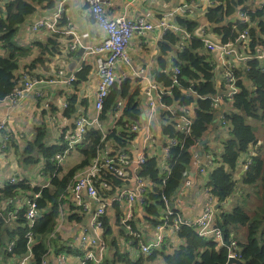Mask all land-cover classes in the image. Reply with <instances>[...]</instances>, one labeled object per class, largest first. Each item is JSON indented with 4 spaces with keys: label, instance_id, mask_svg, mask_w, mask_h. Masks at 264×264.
Returning <instances> with one entry per match:
<instances>
[{
    "label": "trees",
    "instance_id": "obj_1",
    "mask_svg": "<svg viewBox=\"0 0 264 264\" xmlns=\"http://www.w3.org/2000/svg\"><path fill=\"white\" fill-rule=\"evenodd\" d=\"M61 0H7L4 12L0 13V48L2 57L0 58V102L4 101L10 94L18 88L19 80L16 71L19 68V59L24 50L16 43L18 27L22 25L28 17L36 12L37 5L47 4L51 9ZM191 0H189L190 2ZM199 3V0H195ZM212 5L205 8L204 24L219 40L220 44L234 43L238 49H242L247 55H256V48L264 44V5H257L253 0H209ZM240 12L247 13L249 21L241 22L237 18ZM176 23L184 28L191 36L184 40L182 34L168 32L160 42L162 57L169 52H173L172 65L168 68L164 58L160 64L163 72L155 75V81L161 87L169 88V92L164 94L159 103V115L161 119L160 132L167 139H176L178 145L171 147L169 157L165 160L157 154L147 157L145 164L139 171V176L150 182L147 195L144 199L142 211L146 219L154 226L164 222L163 214L166 206L163 196L170 201L182 188V185L189 177L192 170L193 152L192 149L206 138L211 128L217 129L218 109L214 103L218 88L215 82V66L211 60V55L204 47L202 40L196 35L201 22L195 18L184 14L176 18ZM59 27V24H58ZM248 30L249 38L242 43H236L240 34ZM49 44L58 46L57 39L59 33L52 34ZM176 47V48H175ZM45 54V53H44ZM42 58V57H41ZM44 63V59L34 61L29 68L34 69L39 62ZM180 69L179 83L173 85V70ZM264 64L254 57L249 62L236 67L234 75L237 80L238 93L233 99L223 98L224 108L228 107L222 114L220 125L226 127L229 138L223 142V151L219 158V165L209 171L207 186L209 193L215 197L220 205L216 208L215 225L222 229L225 238L236 240L242 251L245 264H264ZM89 69L84 68L78 75L79 81L85 80ZM30 72H33L30 70ZM31 74V73H30ZM221 91H225V82L222 81ZM195 91L194 96L190 91ZM140 91V90H139ZM139 91L131 96V81L126 80L116 83L107 97L104 109L101 114V122L108 119L113 113L119 100H126L125 109L116 129L109 132L106 139L103 134L95 129L90 130L85 137V142L78 147L82 153L83 161L68 171L63 177L56 176L50 187L31 190L30 185L24 184V180L19 185H8L0 188V209L5 214L14 209L9 204L11 199L17 198L20 191L30 190L31 192L41 191V197L37 200L38 218L34 226L30 229L28 222L23 218L27 208L23 207L20 217L12 224L0 219V257L7 258L13 264H17L25 258L27 254L28 240L26 235L32 232L35 243L32 247L33 264H42L45 256L50 254L49 248L52 241L49 239L53 232L59 215L61 197L65 194L67 187L73 183L75 174L87 167L96 158L99 151L104 150L105 142L111 140L115 146L114 154L126 153L131 142L136 138L137 133L131 131L133 124H139L142 111L140 101L135 98ZM74 100L68 103L65 111L67 117H72L75 113ZM219 103V102H218ZM161 104L176 111L175 115L161 108ZM190 108L193 112V124L191 134L186 136L178 130L181 124L179 118L181 108ZM223 121L226 126L223 125ZM36 142L29 144L26 148L25 161L28 164L36 163L32 156L37 148L45 161L46 171L53 174L55 165L52 159L65 149V135L62 137V146L46 147L43 142V132L39 130ZM262 142V143H261ZM253 149L254 154L250 155L246 163L241 162L243 155L248 154ZM163 161V162H162ZM247 164L242 178L243 193L236 200V206L231 212L223 208V203L234 193L235 176ZM162 165H168L170 172L162 170ZM165 180V183L163 181ZM123 181L117 177L112 178L113 189L117 190ZM25 205V204H24ZM117 222L121 221L122 206L117 202L114 205ZM73 210H76L72 206ZM71 219H78L72 215ZM104 235L111 234L112 228L109 219L104 217ZM172 219L169 220V227ZM246 228V240L241 241L239 231ZM107 231V232H106ZM106 233V234H105ZM178 238L183 241L177 248H171L164 242L158 249H153L149 256H144L136 260L129 258L127 254L122 255L126 264H146V262L162 261L163 264H226V250H218L216 244L208 238L202 237L197 230L189 226H181L175 232ZM136 242V241H135ZM134 242V243H135ZM13 243L11 250L10 244ZM54 244H57L56 242ZM104 264H109L105 262ZM114 264V263H113Z\"/></svg>",
    "mask_w": 264,
    "mask_h": 264
},
{
    "label": "crops",
    "instance_id": "obj_2",
    "mask_svg": "<svg viewBox=\"0 0 264 264\" xmlns=\"http://www.w3.org/2000/svg\"><path fill=\"white\" fill-rule=\"evenodd\" d=\"M6 1L7 0H0V13L4 12ZM198 2L199 3H197L195 7L194 5L189 7V0H111L107 12L111 18L125 17L130 20L145 18L150 23L161 18H167L170 22L176 23V18L184 15L182 13L184 10L187 11L189 16L195 17L201 22L200 28L196 31V35L200 39L208 37L210 40L219 44L220 41L217 40L212 29L206 28L204 24L205 19L203 13L207 5L202 0ZM253 2L257 4L255 7H259L261 0H253ZM185 4L187 7L184 6ZM58 14H61L58 23L60 37L57 39L58 46L55 47V45L49 44V40L52 38L51 36H53L52 33L47 30L34 31L33 26L39 20L54 19ZM177 34L180 35L181 33ZM104 37V32L90 17L88 6L83 0H61L51 9L47 8L46 3L37 5L36 12L18 27L16 43L24 50V53L19 59V68L16 71V76L20 79V82L23 80L24 76L39 79L42 80V82L38 84L33 91L27 92L20 103L14 108H9L6 101L0 102V122H6L7 127L4 133L6 136H9L7 148L2 149L0 146V186L7 185L11 177H17L15 174H19L20 169L16 162V158L19 154L25 153L26 148L31 144L30 142L27 143L26 140L37 139L39 130L43 132L44 144L46 136H49L51 146L45 144L46 147L62 146L64 144L62 143L63 135L68 136L73 130L77 117L82 115L94 117L96 115L95 95L98 85L95 65L96 56L79 47H77L76 50H71L70 46L73 43H77L85 48H95L101 44ZM161 41L162 39L158 31L146 35H135L127 48V58L129 62L120 61L116 66L117 82L122 83L126 80L131 81V96L136 91L140 90L135 98L140 101V109L142 111L141 120L138 124L141 130L137 133L136 138L127 149L129 151V154L128 152L127 154L132 159V163L127 169L126 178L122 180L123 184L120 185L117 190L113 189V191L105 196H100L98 200L85 196L84 202L90 207L88 211L84 212L81 209H77L73 194H69L63 199L62 207L64 217L58 224L55 236L52 238L49 236V239L52 241L49 260L54 264H80V255H82V253L76 250L75 247L82 228L87 224L92 211L99 205L106 206V214L104 217L109 219V224L112 228L111 234L105 233L106 235H104L105 242H107L108 246V258L105 261V256V262H109L114 251L120 252V248H122L121 253L123 255L127 254L132 260L141 257L142 254L140 253L139 242L134 241V244H130L133 239V236H131L132 233L139 234L141 236V241L145 244L155 242L157 234L156 226L146 219V215L142 211V206L137 204L134 207V218L130 225L131 230H129L128 233L126 231V234L120 232L118 235L120 226H126L123 221L126 218L127 209L125 203L117 201L121 192L134 191L137 187L136 178L138 177L140 168L136 160L144 152H146L149 157H153L156 154L158 155V148L161 146V143L163 144L166 140L160 132L162 122L158 113L160 106L156 94L154 92H146L147 84L152 80L155 81V75L157 73L163 72L160 64L161 58H164L166 63H168V68L172 65L174 53L169 52L166 56L162 57L160 48ZM239 52L242 56L251 57L243 52L242 49H240ZM0 55H2L1 48ZM210 55L216 72L215 82L218 88L216 99H219L225 96V91H221L220 89L222 81L224 82V66L216 52H211ZM41 57L44 59V63L43 61L39 62L35 65L34 69H30V64L34 61L41 60ZM246 62L237 61L236 65L240 66ZM84 68L89 69L88 74L85 80L79 81L77 75ZM30 70L33 72H30ZM73 77L75 80L73 82H68V80ZM160 89L166 88L161 86ZM36 92H39L40 96H38ZM72 100L75 101L73 104L75 113L72 117H67L65 114L67 109L65 110L63 108L64 103L68 104L72 102ZM123 101H125V103L127 102L126 100ZM150 101L155 102L154 108L150 107ZM222 101L224 100L219 99V103H216L218 109L216 116L218 122L217 129L211 128L206 138L192 149V170L175 198L177 200L176 208L179 209L180 214L185 220L193 221L198 218L207 200L204 194V187L207 186L209 176L206 178L203 175H198V165L201 164L206 166L208 172L218 166V161L223 151L222 144L229 138L226 127H221L220 125L222 114L229 107L228 105L224 108ZM149 123L152 125L154 136L151 141L146 139L145 132ZM101 125L106 132H111L115 129L121 131V127L116 125V121L112 114L107 120L102 121ZM58 139L60 140V145L54 144ZM3 140L4 138L2 137L1 142H3ZM113 144L111 140L105 142V147L103 149L107 154H114L115 146ZM145 149H147V151H144ZM76 152L77 154H74L65 162L59 178L63 177L68 171L83 161L84 157L78 148ZM15 153L17 157L16 155L13 156ZM249 154L253 155L254 150L250 149L248 154L242 156V163H246ZM160 157L162 158V156ZM209 160L212 162V166H208ZM81 170H79L77 174ZM162 170H166V165H162ZM44 172H49L46 171V166L44 167ZM244 172L245 167L241 168L240 172L235 176V187L238 192L232 195L234 197L227 199L223 208L227 209V206L231 202V198L236 201L239 196L242 195V178ZM26 174L27 173H25L23 179L29 181ZM46 174L48 175V173ZM187 181L191 182L190 186H186ZM47 182L48 180L46 183ZM147 186L149 188V181H147ZM26 198L27 191H20L17 198L11 199L9 204L13 205V207L15 205L22 206ZM116 202L122 206L123 212L119 223L117 222L114 208ZM72 206H74L76 210H73ZM72 215L78 216V219H71ZM240 235L241 231H239V238ZM120 237L121 239L119 242ZM125 237L131 249L126 246ZM121 240H123V242ZM55 242L57 244H54ZM164 242L171 248H177L183 243V241L178 238L177 234L170 228L165 231ZM64 255L67 256L65 261H62V256ZM1 256L0 264L11 263L7 258L3 257L4 255Z\"/></svg>",
    "mask_w": 264,
    "mask_h": 264
},
{
    "label": "built area",
    "instance_id": "obj_3",
    "mask_svg": "<svg viewBox=\"0 0 264 264\" xmlns=\"http://www.w3.org/2000/svg\"><path fill=\"white\" fill-rule=\"evenodd\" d=\"M88 6L89 15L93 19L94 23L104 32V40L101 44L95 48L92 47H83L81 44L73 43L70 46L71 50H76L77 47L84 49L90 54H95L96 56V74L98 77L97 92L95 95V111L96 115L94 117H88L85 115L79 116L75 119L74 128L69 133L68 136H65L66 147L65 149L57 154L51 161L55 165V170L51 175V178L44 185H35L29 181L24 182L26 185L32 187L31 190L36 188L44 189L50 187L52 180L56 176H60L62 172V167L64 166L67 157L81 146L85 142L86 134L92 130H98L103 134V139H106L109 132L103 130L101 125V114L104 109L105 101L109 96L112 88L116 83V66L118 62L124 61L129 62L127 58V48L134 38L135 35H146L151 32H159L161 39L168 32L181 33L184 40L190 39L192 35L186 32V30L180 27L177 23L170 22L167 18H161L155 20L153 23L148 22L145 18H138L136 20H130L125 17L111 18L108 15V7L110 6L111 0H83ZM207 6H211L212 3L209 0H202ZM191 5L196 6V1L191 0L189 2ZM264 5V0H261L260 6ZM259 6V7H260ZM187 10V9H185ZM191 12V11H189ZM183 14H187V11H182ZM61 14H58L52 19V21H37L33 30H47L52 34L60 33L58 28L59 19ZM237 18L243 22L247 23L249 17L247 13L240 12L237 14ZM249 38L248 30L243 31L236 43L245 42ZM202 42L209 52H216L219 55V58L223 62L224 66V82L226 86V93L224 97L229 100L233 99L235 94L238 93L237 80L234 75V69L238 67L236 65L237 61H250L252 58L256 57L264 64V44L260 45L257 48V53L253 57L242 56L239 52L238 45L234 43L227 44H218L210 40L208 37H203ZM264 70V68H263ZM180 69L175 68L173 70V85H178ZM62 75V73L60 72ZM75 78H70L68 82H73ZM42 80L31 78L29 76H24L23 80L20 82L18 88L14 90L4 101L8 103L9 108H14L17 106L24 95L27 92L33 91L34 88L40 84ZM161 87L155 81H151L146 86V92H154L157 97L158 103L161 102V98L164 94L168 93L169 88L160 89ZM194 96H197L195 91H190ZM40 96L39 92H36ZM219 99H216L214 103H218ZM125 101L119 100L115 106V109L112 113L114 119L117 122L121 118L123 111L125 109ZM150 107H155V102L150 101ZM64 109L68 108V104L64 103ZM161 108L166 111L171 112L175 115L177 112L161 104ZM181 116L179 121L181 122L178 125V130L185 134L186 136L191 134V126L193 124V112L190 111V108L184 107L179 110ZM223 125L226 126V123L223 121ZM6 122H0V146L2 149L7 148V143H9V136H6L4 133L6 130ZM141 130L138 124H133L131 126V131L138 133ZM146 139H153L152 125L149 123L146 127ZM3 135V136H1ZM4 138L1 142V138ZM178 145L176 139H167L163 144L161 143V152L162 158L165 160L169 157L170 149L173 146ZM158 148V149H159ZM144 151H147L145 149ZM147 154L144 152L137 160L136 163L141 169L147 160ZM132 159L126 153L107 154L104 150L99 151L96 158L91 161V163L82 169L78 174L76 173L73 179V183L67 187L65 194L61 197V204L59 206V215L57 218L56 226L53 230V233L50 235V238L54 237L58 229L59 222L64 217L63 212V199L69 194L74 195L75 202L77 204V209L82 211H88L90 209L89 205L84 202L85 196H88L91 199L98 200L100 196H105L109 192L113 191L112 178L117 177L121 180H124L127 176V169L131 165ZM208 166H212V162L209 160ZM245 170L247 169V164L244 166ZM139 169V171H140ZM167 175L170 172V168L166 166ZM198 175H203L208 178L209 172L207 167L199 164L197 167ZM24 179H19L17 177H11L7 185H1L0 188L4 189L8 185H19L23 182ZM147 179L139 176L136 178L137 187L134 191H124L121 192L118 201L126 204V218L124 219V224L128 226V229L131 230V221L134 218V207L135 205L143 206L144 199L148 192ZM165 183V180L163 181ZM191 182L187 181L186 186H190ZM208 186L204 187V194L206 195V203L203 208L201 215L193 221L185 220L177 206V200L174 199L170 201L166 196H163V201L165 203L166 209L163 214L164 222L156 226V238L155 242L151 244H145L141 241V236L136 233H132L133 239L130 244H134V241L139 242L140 253L144 256H149L153 249L160 248L165 240V231L170 228L174 232H177L179 228L183 225L193 227L197 230L198 234L202 237L208 238L216 244L218 250H226L227 252V262L229 264L231 260L240 261L245 264L242 251L239 248V244L236 240L230 238L226 239L224 232L221 228L215 225L216 219V208L222 204H218L215 197L209 193ZM41 197V191L31 192L27 194L25 205L14 206L12 211L4 213L6 207L0 209V219H3L6 223L12 224L20 217V211L23 207H26L27 210L23 214L28 222V226L31 229L37 218H38V205L37 200ZM224 205V203H223ZM106 214V206L99 205L91 213L87 224L82 228L79 235L76 250L82 253L80 255V264H103L105 254H106V242L104 237V216ZM172 219V225L169 227V220ZM26 238L28 240L27 244V254L25 258L20 260L17 264H33V254L32 247L35 243V237L30 231L27 233ZM13 243L10 244L9 249L11 250ZM51 250L49 248L48 252ZM67 255L62 256V261H65ZM4 264V263H2ZM13 264V263H9ZM42 264H54L49 260V255L45 256L42 260Z\"/></svg>",
    "mask_w": 264,
    "mask_h": 264
},
{
    "label": "rangeland",
    "instance_id": "obj_4",
    "mask_svg": "<svg viewBox=\"0 0 264 264\" xmlns=\"http://www.w3.org/2000/svg\"><path fill=\"white\" fill-rule=\"evenodd\" d=\"M184 6H186V4L184 5ZM183 6V7H184ZM189 7H191V4H189L188 5ZM187 7V6H186ZM44 21H52V18L51 19H47V20H44ZM37 137V136H36ZM35 140H36V138H34V139H29V140H26V142L27 143H35ZM45 144L47 145V146H51V142L49 141V136H46V140H45ZM54 144H56V145H60V140L58 139V140H56L55 142H54ZM74 154H77V152H76V150H74L68 157H67V160H69L70 159V157L71 156H73ZM16 155V153L15 154H13V156H15ZM27 156V154L26 153H22V154H19V156L17 157V155H16V162L18 163V165H19V174H15L19 179H23L24 178V176H25V173H27L26 174V177H27V179L30 181V182H32L33 184H35V185H40V186H42V185H44L45 183H46V181L48 180L49 181V179L51 178V172L49 173V172H46V173H48V175L44 172V167H45V161H44V158H43V154H41L40 153V151L37 149V148H35V150H34V152L32 153V156L36 159V163H34V164H28V163H26V161H25V157ZM66 160V161H67ZM47 178V179H46ZM44 179H46V180H44ZM27 191V194H29V193H31V191L30 190H26ZM238 192V190H237V188H234V193H237ZM233 193V194H234ZM236 206V201H235V199H233V198H231V202H230V204L227 206V211L228 212H231L232 211V209L234 208ZM127 226V225H126ZM126 226H120V228H119V230H118V235H119V233L120 232H122V233H124V234H126V231H127V233L129 232V229H128V226L126 227ZM241 231V235H240V240L241 241H245L246 240V235H247V231H246V228H243V229H241L240 230ZM154 233H155V231H154ZM121 235V234H120ZM120 239H121V237L119 238V242H120ZM125 240H126V246L128 247V248H130L131 246H129L128 244H127V238L125 237ZM122 242H123V240H121ZM152 241V240H151ZM150 241V242H151ZM132 248H134V247H132ZM131 249V248H130ZM121 250H122V248H120V252H116V251H114L113 252V254H112V256H111V258H110V260H109V264H126L124 261H123V259H122V253H121ZM105 256H106V258H105V261L107 260V258H108V246H107V242H106V254H105ZM105 261H104V263H105ZM103 263V264H104ZM146 264H163V262L162 261H157V262H146Z\"/></svg>",
    "mask_w": 264,
    "mask_h": 264
},
{
    "label": "water",
    "instance_id": "obj_5",
    "mask_svg": "<svg viewBox=\"0 0 264 264\" xmlns=\"http://www.w3.org/2000/svg\"><path fill=\"white\" fill-rule=\"evenodd\" d=\"M83 51V50H82ZM83 53H85V52H83ZM2 57V55H0V58ZM158 156H162V152H161V148H159L158 149ZM219 206H217V208H218ZM229 264H243L242 262H240V261H234V260H231L230 262H229Z\"/></svg>",
    "mask_w": 264,
    "mask_h": 264
}]
</instances>
